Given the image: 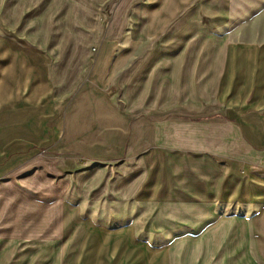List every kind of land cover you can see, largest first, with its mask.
Here are the masks:
<instances>
[{
	"label": "crops",
	"instance_id": "1",
	"mask_svg": "<svg viewBox=\"0 0 264 264\" xmlns=\"http://www.w3.org/2000/svg\"><path fill=\"white\" fill-rule=\"evenodd\" d=\"M204 1L0 0V264H264V43Z\"/></svg>",
	"mask_w": 264,
	"mask_h": 264
},
{
	"label": "rangeland",
	"instance_id": "2",
	"mask_svg": "<svg viewBox=\"0 0 264 264\" xmlns=\"http://www.w3.org/2000/svg\"><path fill=\"white\" fill-rule=\"evenodd\" d=\"M203 6L206 14L203 20L199 19L201 23L197 25L206 27L210 40H223L226 48L243 41L264 43V0H205ZM194 29L191 33H194ZM114 90L120 104L119 79Z\"/></svg>",
	"mask_w": 264,
	"mask_h": 264
}]
</instances>
